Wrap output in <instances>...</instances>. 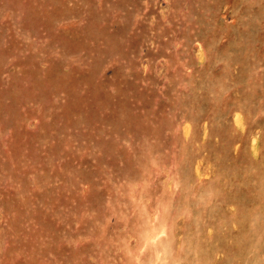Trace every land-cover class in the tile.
Instances as JSON below:
<instances>
[{
	"label": "rangeland",
	"instance_id": "obj_1",
	"mask_svg": "<svg viewBox=\"0 0 264 264\" xmlns=\"http://www.w3.org/2000/svg\"><path fill=\"white\" fill-rule=\"evenodd\" d=\"M0 264H264V0H0Z\"/></svg>",
	"mask_w": 264,
	"mask_h": 264
}]
</instances>
